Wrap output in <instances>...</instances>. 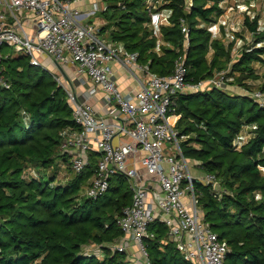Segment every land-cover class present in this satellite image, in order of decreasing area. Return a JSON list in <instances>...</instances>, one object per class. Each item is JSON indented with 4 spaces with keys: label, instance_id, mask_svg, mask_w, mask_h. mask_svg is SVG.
Returning a JSON list of instances; mask_svg holds the SVG:
<instances>
[{
    "label": "trees",
    "instance_id": "1",
    "mask_svg": "<svg viewBox=\"0 0 264 264\" xmlns=\"http://www.w3.org/2000/svg\"><path fill=\"white\" fill-rule=\"evenodd\" d=\"M112 1L111 14L101 12L100 37L137 52V62L150 72L169 74L180 56L187 83L228 68V89L178 93L169 113L180 115L176 129L187 136L181 142L185 149L180 144L184 156L219 182L220 189L199 180L193 187L202 220L227 241L224 263L264 264V173L259 168L264 167V108L230 89L264 92V30L257 31L258 18L244 20L253 37L232 59L229 47L208 30L222 12V0H192L191 8L184 0H155L151 11L145 0ZM162 11L168 23L158 25L162 44L156 50L149 22L152 13ZM1 66L9 87L0 84V264H136L127 252L106 246L123 236L116 220L132 200L129 186L120 191L125 177L111 176L103 195L87 197L84 186L95 173L98 153L92 151L79 173L60 153L63 131L77 127L64 91L26 56L9 54ZM244 125L255 129L236 149L233 140ZM62 171L68 177L58 181ZM148 230L153 237L145 238L144 246L150 264H192L168 240L163 223L153 221Z\"/></svg>",
    "mask_w": 264,
    "mask_h": 264
},
{
    "label": "built area",
    "instance_id": "2",
    "mask_svg": "<svg viewBox=\"0 0 264 264\" xmlns=\"http://www.w3.org/2000/svg\"><path fill=\"white\" fill-rule=\"evenodd\" d=\"M80 1L0 0V84L9 87L2 78L1 60L9 55L3 54L4 46L28 57L30 64L47 70L64 91L77 125L63 131L60 153L67 156L71 169L78 173L88 166L92 151L98 153L95 173L84 186L85 195L89 198L103 195L113 175L127 179L132 200L116 220L124 236L111 244L112 249L127 252L135 263L150 264L144 239L153 237L149 224L159 221L167 227L169 239L185 260L192 264H225L227 241L202 220L192 182L196 178L214 186L217 180L212 174L200 177L191 174L189 159L180 148L187 136L178 132L169 112L178 93L228 89L225 83L228 68L191 84L185 81L180 56L169 74L150 72L147 66L137 64V52H128L100 37L103 23L85 21L98 11V2H93L85 12L75 6ZM154 4L155 0H145L148 11ZM232 24L227 21L228 26ZM260 30H264V18L263 26L258 24L257 31ZM181 32L187 37L183 21ZM156 42L159 50L162 41ZM114 63L125 68L135 80L134 91L119 88L114 79ZM69 65L91 81L84 99L64 75ZM78 82L84 85L85 79ZM230 89L237 93L236 86ZM98 92L102 95L100 109L87 102ZM241 94L264 108V92L242 89ZM253 129L255 126H242L233 140L236 149L251 138ZM259 168L264 173V167ZM130 243L137 248L141 261L129 250Z\"/></svg>",
    "mask_w": 264,
    "mask_h": 264
},
{
    "label": "crops",
    "instance_id": "3",
    "mask_svg": "<svg viewBox=\"0 0 264 264\" xmlns=\"http://www.w3.org/2000/svg\"><path fill=\"white\" fill-rule=\"evenodd\" d=\"M94 1L97 2L98 0H94ZM237 1H239V0H222V1H220L219 7L221 8L222 12H221L220 16H218V18L216 19V22L211 23L210 24L211 26L209 25L208 28H210L209 29L210 32L215 33V36L213 35V37L219 38L223 42L224 38L226 39V37L228 35V31L229 30L235 31L234 28L236 27V25L241 24L239 29L242 31L244 36L247 37V39H248V41L244 44V46H245V45L249 44V42L252 40L253 35L250 36V34L253 32L249 31V29L246 27V25L244 23V20L246 18H248V20L251 21L255 17L253 15L247 14L246 16L242 17V19H241V17L239 16V14L237 12L231 11L232 10L231 5L233 3H236ZM253 1H256V0H253ZM75 6L80 11L88 12L90 10V7L86 6L84 0H81ZM153 14L154 15L151 16V20L149 22V27L152 29L154 36L157 38L156 40L159 39L160 41H162L161 37H160L159 30H158V25L168 23L167 15L164 11H162L160 13H153ZM87 18H85V21L89 22V23H96V24H100V25L102 23L103 24L105 23V20L94 19V21H91V20H87ZM227 21L228 22L231 21L233 24L228 26ZM258 24H259V18H258ZM29 30H30V28H29ZM114 43L118 46H123V44L121 42H114ZM224 45H226V44L224 43ZM8 47L9 46L4 47L5 50H3V52H5V54H9ZM17 55H20V54H11V56H17ZM137 64L139 66H141L138 62H137ZM50 67H52L51 64H50ZM112 68L114 70V79H115L117 85L119 86V88L121 90L134 91L137 88L135 80L128 74V72L125 68L119 66V64H117V63L112 64ZM65 72L66 73L64 75L69 77V80L74 85L78 94L82 97V99H84V91L91 86V81L87 78V76L84 73L78 74L75 70V66H73V65H69L68 67H66ZM79 79H85V84L80 85L78 82ZM257 82H258V80H256V83ZM235 86L237 89L238 88L244 89L241 86H237V85H235ZM241 93L242 92H237V94H241ZM101 100H102V95L100 94V92H98L95 95L89 97L87 99V102L90 105H92L94 108L100 109ZM179 117H180L179 114H174V113L170 114V120H171V122H173L175 124V127H176V122H177ZM196 164H197V162H194V165H196ZM168 240H170L169 236H168ZM130 246H131V248H129V250L131 252H133L135 254V256L141 261V258L139 257V252H138L137 248H135V246H133L132 243H130Z\"/></svg>",
    "mask_w": 264,
    "mask_h": 264
},
{
    "label": "rangeland",
    "instance_id": "4",
    "mask_svg": "<svg viewBox=\"0 0 264 264\" xmlns=\"http://www.w3.org/2000/svg\"><path fill=\"white\" fill-rule=\"evenodd\" d=\"M85 4L87 7H90L91 4L93 3L94 0H84ZM95 2V1H94ZM98 5H99V9L98 11H95L93 14H90L89 17L87 18V20H91L94 21V19H99V20H104L102 17L101 12L104 10H107L108 14H111L112 12V0H98ZM232 10L234 12H237L239 14V16L244 17L247 14L248 15H253L255 18H259V23L260 26H263V18H264V0H239L236 3H233L231 5ZM220 25V24H219ZM221 26V25H220ZM241 26V24L236 25V27L234 28V30H229L228 31V35L226 37V39L224 38L223 42L226 44V47H229L230 49V55L232 59H235L240 51L242 50V47L244 46V44L248 41L247 37L244 36V34L242 33V31L239 29ZM243 34V35H242ZM5 47V46H4ZM3 47V50H5V48ZM8 51L9 54H17L13 52V49L11 47H8ZM3 54L5 55V52H3ZM237 92H242V89L238 88L236 89ZM252 102H247L245 105L246 107L251 106ZM182 142V141H181ZM182 149H185V146L181 143ZM193 146H196L195 144H193ZM189 159V158H188ZM189 164H190V172L193 176H203L204 173L203 171L197 167V165H194L193 160L189 159ZM64 172H60L57 174V180L61 181L64 180L68 177L65 176V174H63ZM129 186V183L127 181V179L123 182L122 187H121V192H124L127 190ZM124 236V234H123ZM106 246H111V244H106ZM90 247H86L87 251H91ZM137 264L138 261L136 262Z\"/></svg>",
    "mask_w": 264,
    "mask_h": 264
},
{
    "label": "water",
    "instance_id": "5",
    "mask_svg": "<svg viewBox=\"0 0 264 264\" xmlns=\"http://www.w3.org/2000/svg\"><path fill=\"white\" fill-rule=\"evenodd\" d=\"M184 3H185V6L187 8H191L192 7V0H184ZM19 56H22V55H19ZM196 181H198V179L192 178V182H196ZM214 188L215 189H220V186H219V182L218 181H216L214 183Z\"/></svg>",
    "mask_w": 264,
    "mask_h": 264
}]
</instances>
